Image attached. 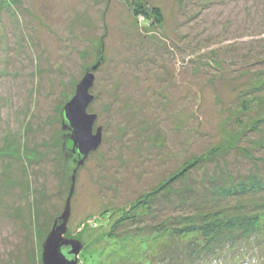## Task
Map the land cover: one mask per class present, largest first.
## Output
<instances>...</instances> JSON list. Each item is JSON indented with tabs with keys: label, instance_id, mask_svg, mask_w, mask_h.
<instances>
[{
	"label": "rangeland",
	"instance_id": "obj_1",
	"mask_svg": "<svg viewBox=\"0 0 264 264\" xmlns=\"http://www.w3.org/2000/svg\"><path fill=\"white\" fill-rule=\"evenodd\" d=\"M97 64L77 264H139L151 240L178 264L172 225L255 214L194 263L264 264V0H0V264H42L69 192L60 115Z\"/></svg>",
	"mask_w": 264,
	"mask_h": 264
},
{
	"label": "water",
	"instance_id": "obj_2",
	"mask_svg": "<svg viewBox=\"0 0 264 264\" xmlns=\"http://www.w3.org/2000/svg\"><path fill=\"white\" fill-rule=\"evenodd\" d=\"M98 65L84 75L76 86L74 97L64 106L60 115L62 129L70 132L68 138L72 143L71 148L64 144V149L67 151L69 192L63 213L54 221L52 230L42 245V264H77V257L82 248L78 241L65 238V233L76 172L88 155L101 143V129L97 128L95 134L92 132L97 116L87 113L88 106L94 98L89 92L95 78L93 71Z\"/></svg>",
	"mask_w": 264,
	"mask_h": 264
},
{
	"label": "trees",
	"instance_id": "obj_3",
	"mask_svg": "<svg viewBox=\"0 0 264 264\" xmlns=\"http://www.w3.org/2000/svg\"><path fill=\"white\" fill-rule=\"evenodd\" d=\"M72 143H69V147L71 148ZM128 216H124V218H127ZM253 217H255V221L258 220V214H255ZM249 216H245L244 218H236L228 219V218H221V215L215 216L212 219H207V217L203 220V222L199 224H188L186 226H174L172 225L170 229L171 234L178 237V239L181 240H187L188 242L183 243V248H181L178 251V264L180 263V259L182 257L189 259L186 264H198L194 263V259H198L199 253L197 254L195 252L196 248L205 249L206 254L214 253L213 249L214 246L217 244H220L224 246L227 242L224 243L225 239H230L231 231H233L236 226L251 228L253 226V221L249 218H253ZM238 222V223H237ZM123 224V223H122ZM168 228H162L160 232L156 235V237H165V230ZM163 233V234H162ZM193 233H199L200 236H197L194 238V240H190L191 234ZM230 233V234H229ZM184 235V236H183ZM182 236V237H181ZM190 236V237H189ZM156 237L154 239H156ZM156 240H151L150 244L143 242L140 244L142 247V250L135 255L138 257L139 260L138 263L140 264H174L176 262V259L173 260L171 258L172 256V247L173 243L170 242L164 243L161 242L160 245L157 248H154L156 246ZM151 243H153L155 246H151ZM188 244V245H187ZM224 249V247H222ZM135 250V251H136ZM143 250H145L147 253H144ZM143 253V254H142ZM180 260V261H179Z\"/></svg>",
	"mask_w": 264,
	"mask_h": 264
}]
</instances>
